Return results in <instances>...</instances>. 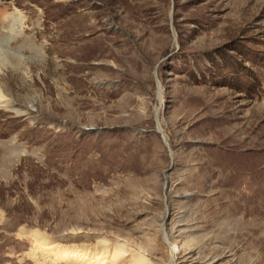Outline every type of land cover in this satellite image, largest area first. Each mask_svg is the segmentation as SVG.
I'll use <instances>...</instances> for the list:
<instances>
[{
  "label": "rangeland",
  "instance_id": "374dc122",
  "mask_svg": "<svg viewBox=\"0 0 264 264\" xmlns=\"http://www.w3.org/2000/svg\"><path fill=\"white\" fill-rule=\"evenodd\" d=\"M32 232L264 264V0H0V264Z\"/></svg>",
  "mask_w": 264,
  "mask_h": 264
},
{
  "label": "bare ground",
  "instance_id": "6f19581e",
  "mask_svg": "<svg viewBox=\"0 0 264 264\" xmlns=\"http://www.w3.org/2000/svg\"><path fill=\"white\" fill-rule=\"evenodd\" d=\"M158 129L163 133L159 126ZM32 233L34 240L28 257L35 264H149L140 253L117 241L99 239L93 249L82 245L79 249H69L37 232Z\"/></svg>",
  "mask_w": 264,
  "mask_h": 264
}]
</instances>
